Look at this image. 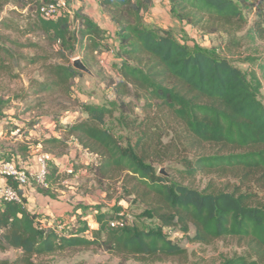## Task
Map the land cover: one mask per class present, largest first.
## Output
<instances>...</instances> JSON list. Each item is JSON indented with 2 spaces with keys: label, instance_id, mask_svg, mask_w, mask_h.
<instances>
[{
  "label": "trees",
  "instance_id": "trees-1",
  "mask_svg": "<svg viewBox=\"0 0 264 264\" xmlns=\"http://www.w3.org/2000/svg\"><path fill=\"white\" fill-rule=\"evenodd\" d=\"M45 1L0 0V14L13 6L10 15L0 19V74L37 65L40 78L30 79L25 95L17 99L27 100L29 109L42 108L50 95H56L66 113L53 121L55 134L36 146L42 144L57 162L76 144L89 161L81 160L77 166L74 160L70 170L50 162L45 179L32 178L30 185L57 200L85 169L90 174L86 181H93L115 205L109 211L102 204L94 208L97 228L79 216L80 224L64 233L54 215L30 210L23 190L10 179L21 202L0 201V251L17 249L21 255L0 264H45L39 259L80 248L114 254L121 258L120 264L186 258L187 249L165 232L174 228L189 242L210 244L231 237L247 248L245 254L224 257L221 264H264V101L256 69L264 76V57H246L244 61L256 67L244 70L230 57L191 47L170 27L149 23L146 13L153 0L101 2L117 27V58L111 66L118 78H107L115 98L83 103L74 117L75 112L67 111L73 81L85 73L74 68L71 59L79 55L93 70L99 56L113 47L106 30L83 8L76 9L73 17L62 14L46 20L40 14ZM169 2L179 20L206 34H226L230 50L240 48L243 40H264V0L255 3L252 25L236 0ZM11 32L38 40L22 43L12 39ZM24 48L35 53L29 56L20 51ZM140 104L144 118L138 122ZM112 119L136 128L135 142L123 144L106 125ZM164 119L175 124L176 137L168 143L152 125ZM22 149L27 152L28 147ZM181 154L178 177L159 174L158 164ZM201 174L230 176L236 183L223 188L213 181L204 188L189 183ZM123 201L140 204V216L155 219L157 225L126 221L121 215L126 211Z\"/></svg>",
  "mask_w": 264,
  "mask_h": 264
},
{
  "label": "rangeland",
  "instance_id": "rangeland-1",
  "mask_svg": "<svg viewBox=\"0 0 264 264\" xmlns=\"http://www.w3.org/2000/svg\"><path fill=\"white\" fill-rule=\"evenodd\" d=\"M159 1L160 9L156 7L147 11L146 16L148 17V20L150 22L155 21L160 24H166L172 28L173 31L176 29L178 31L175 32L177 36L184 42L188 43L191 47L205 49L217 56L230 57L235 61V65L244 70L256 67L255 65L252 66V64L245 62L244 60L246 57H264V40H257L256 42L243 40L240 48H231L230 50L226 46V42L229 39L226 34H206L202 31V29L188 25L186 22L176 18L171 11L170 3L166 2L167 0ZM236 1L242 5V9L249 18L250 25H252V22L255 19V3H258L261 0ZM72 2L73 0H70V8L73 9L75 13L76 9L73 7L74 3ZM12 8L13 6H7L0 14V19L9 16V12ZM101 18L103 20H100V23L105 25L104 17ZM19 20L21 24L24 23L23 17H20ZM246 30L241 32L239 35H244ZM10 35L12 39H16L22 43L38 40L37 37H24L15 32H11ZM20 51L29 56L35 53V50L32 48H24ZM77 58H80L79 55L73 57V59H71V63ZM111 61L113 60L107 59V61H103L104 63H101V59L98 58V63L94 65L93 70L91 69L94 73L93 76L84 72V76H81L78 80L73 81L71 90L73 100L69 104L67 111L75 112L73 113L74 117L77 112L80 113V106L83 103H102L103 101L106 102L115 98L112 88L107 84L109 77H114L115 79L118 78L114 68L111 66ZM23 64L24 63H22V65ZM256 69L262 77V98L264 101V76L258 68ZM17 73L19 76L14 78L13 75H16ZM39 73L37 65H28L25 66L24 69H21L20 72L15 69L12 70L11 74H0V106H3V109L0 112V162L12 161L14 159L15 163L19 164L20 162L23 163L26 160L30 161L38 154L36 144L39 143L40 140L44 139V133L48 132L47 128H45L47 121L51 120L52 122L55 119L61 118L63 113H66V111H62L60 106L61 99L58 97L55 98L56 95H50L48 103H46L42 108H35L32 106V108L29 109V104L26 103L27 100L21 102V100L17 99L18 97L25 95L27 89L29 88L30 79L40 78ZM31 99L32 98H28V101ZM136 113L138 122L143 120L144 113L141 109V104ZM134 119L135 116L132 117V120ZM106 125L123 144H126L127 141L131 140L135 142L138 135L136 128L134 129L127 127L126 125H121L116 119L108 120ZM152 125L161 130L162 140L164 143H168L170 140L174 141L173 138L176 137V132L173 130V126L175 125L173 121L168 122V119H164V121L161 122L153 121ZM17 129L21 130L19 134L16 133ZM16 138L17 140H15ZM26 147H28L27 152L22 149ZM40 149L44 151L42 144ZM73 150L75 151V148L72 146L70 153ZM194 153L195 151L193 150L192 153L188 154V156L191 158ZM182 154H185V152ZM182 154L177 156L176 159L158 164L157 168L159 171L161 168H165L169 175L178 177L176 170L183 169L180 162V157H183ZM28 156V159H24ZM72 158L75 160V165L77 166L82 164L81 160L84 162L87 161V158L81 156V153L78 151L72 152ZM68 161L69 160L67 158L64 159L61 163L62 167H69L70 164H68ZM87 177H90L87 170L82 169L78 171L74 181L72 183H68L70 186L69 192H66L63 196L57 199V202L60 203L59 205H62L61 208H59L58 205V207L49 210L51 212L57 211L58 215L53 213L55 217L54 221L62 225L61 230L64 233H68L70 229L75 228L80 224V222H78L79 216L83 217L81 222L86 220L89 222L92 229L97 228V224L94 221V208L97 205L102 204L106 206L105 210L109 211V209L115 205L114 201H109L105 198V194L93 183V181H86ZM212 181L213 185H217L222 188L227 186L230 182L236 183V180L230 176L219 177L214 174H201L195 179H191L189 183H192L196 187L204 188ZM82 186L83 188H79L78 190V187ZM38 198L39 199L35 201V204L32 203L28 206L31 210L39 212L50 208V204L45 201V199L42 197ZM66 199H69L72 203L66 201ZM121 204L126 209L124 213H121L126 221L130 223H137L144 227H153L157 225V221L155 219H146L140 216V213L143 211V207L140 204L132 202L128 203L126 201L121 202ZM165 232L168 237L187 249L188 256L186 258H170L151 263H140L129 260L125 264H221L224 257L245 254L247 251L246 247L240 245L239 241L231 237L215 240L210 244H202L189 242L184 233L180 232L176 228L165 229ZM193 233L194 230L192 229L190 234L193 235ZM20 255L21 251L17 249H9L4 252L0 251V260H9L10 262H13ZM39 260H43L45 264H120L121 258L100 249L80 248L67 250L65 252L46 256L44 258L42 257Z\"/></svg>",
  "mask_w": 264,
  "mask_h": 264
},
{
  "label": "crops",
  "instance_id": "crops-1",
  "mask_svg": "<svg viewBox=\"0 0 264 264\" xmlns=\"http://www.w3.org/2000/svg\"><path fill=\"white\" fill-rule=\"evenodd\" d=\"M69 1V4H70V0ZM160 1L159 0H153V3H152V6H151V10L156 8V7H160ZM166 2L170 3L169 0H167ZM74 3V8L75 9H78V8H83L84 9V13L86 15H88L92 20L98 22L102 28H104L106 30V37H107V40H108V43L113 47L112 50L108 51V52H103L99 58L101 59V63H104L103 61H107L110 60V59H116V55H115V47L118 46V36H117V27L116 25H114L111 20H110V17L109 15L106 13V11H104V9L102 8L101 6V3H99L98 1L96 0H73ZM160 9V8H159ZM101 17H104L105 19V25H103L102 23H100V20H103ZM164 19V18H163ZM177 20V19H176ZM147 21L149 23H155L157 25H160V26H163L165 28H168L169 26H167L166 24H160V23H157V22H150L148 20V17H147ZM178 21V20H177ZM189 25V24H188ZM175 32H178L176 29H174ZM110 58V59H109ZM104 66V65H103ZM48 130V132L44 133V137L48 138L50 137L52 134H55V131L53 129V121L51 122V120L47 121V125H45ZM17 140V138L15 139ZM39 145L41 144H38L36 147H37V151H38V148H39ZM73 147L75 148V151L73 150L72 152H80L81 153V156H84L87 158V161L85 162H88L89 161V157L88 155L84 154L81 150H80V147L76 144L73 145ZM72 152L70 154H67L66 156H64L63 158L64 159H68V164H70L69 167H62L61 163L62 161H64L63 158L57 160V165L60 166L61 170H64V169H72L73 167V161L74 159L72 158ZM76 155V154H75ZM63 159V160H62ZM24 164V165H23ZM19 165H21L22 167L24 168H27L29 171H32L34 173H36L38 170H39V165L37 164V161H36V156L33 157L30 161L29 160H26L24 161L23 163H19ZM7 182V180L3 177H0V183L2 184H5ZM29 187V189H28ZM23 193L24 195L28 198L29 200V203H28V206H30V204L34 203L35 204V201L37 199H39L38 197H42L43 199H45V201H47L49 204H50V208H47V209H44L43 211H39V213H45V214H51V215H54L53 213H55L56 215H58L57 211H49L51 209H54L56 207H58V205L60 204L59 202H57V200H54L50 197H45L43 196L42 194H40L34 187H32L31 185L30 186H27L23 189ZM66 201H69L70 203H72L69 199H66ZM62 205H59V208H61ZM30 209V208H29ZM31 210V209H30ZM33 211V210H32Z\"/></svg>",
  "mask_w": 264,
  "mask_h": 264
},
{
  "label": "built area",
  "instance_id": "built-area-1",
  "mask_svg": "<svg viewBox=\"0 0 264 264\" xmlns=\"http://www.w3.org/2000/svg\"><path fill=\"white\" fill-rule=\"evenodd\" d=\"M99 2H105L108 0H97ZM40 14L46 20L55 19L62 14H67L70 17L74 16V10L70 8L68 0H47L40 7ZM20 129H17L16 133H20ZM41 145L38 148V154L36 155V161L39 165V170L34 173L27 168L16 164L12 161L0 162V175L5 178L7 182L5 184L0 183V201L9 200L21 202L20 194L18 190L9 184V180H13L17 183L19 189L23 190L25 187L30 186L31 179L36 178L39 181H43L48 171V164L50 162H56L51 154L42 151Z\"/></svg>",
  "mask_w": 264,
  "mask_h": 264
},
{
  "label": "water",
  "instance_id": "water-1",
  "mask_svg": "<svg viewBox=\"0 0 264 264\" xmlns=\"http://www.w3.org/2000/svg\"><path fill=\"white\" fill-rule=\"evenodd\" d=\"M73 66L77 70L83 71L91 76L94 75L92 70L89 69L80 58L74 60ZM159 173L164 175L165 177H169V174L166 172L165 168H161Z\"/></svg>",
  "mask_w": 264,
  "mask_h": 264
}]
</instances>
